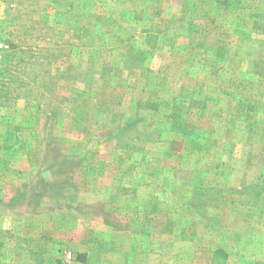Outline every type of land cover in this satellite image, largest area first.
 <instances>
[{"label": "rangeland", "instance_id": "rangeland-1", "mask_svg": "<svg viewBox=\"0 0 264 264\" xmlns=\"http://www.w3.org/2000/svg\"><path fill=\"white\" fill-rule=\"evenodd\" d=\"M0 264H264V0H0Z\"/></svg>", "mask_w": 264, "mask_h": 264}, {"label": "trees", "instance_id": "trees-1", "mask_svg": "<svg viewBox=\"0 0 264 264\" xmlns=\"http://www.w3.org/2000/svg\"><path fill=\"white\" fill-rule=\"evenodd\" d=\"M165 81H166V79L163 80L162 84H164ZM150 104L154 106L155 111L158 113H159L161 108H166V106H167V105H161L160 103H157V102L156 103L146 102V105H150ZM170 108H172L173 110H171L168 114L161 116L162 118H164V120H161L162 118L159 120L158 119L159 117H156L154 120L151 121V123L155 124V125L153 127L151 126L152 128L151 129L148 128V130H147L149 132L148 134H151V133L155 134V135L157 134V136H158L157 139L158 140L162 139V142H166V141L168 142L167 138L166 139H165V137L161 138V134L164 135V133H166V131H170V132L176 131V132H178V134H182V135L190 134L189 128H191V127H190L189 123L184 118H182V116L178 110V107L173 105ZM143 120L145 121L146 119L144 118ZM165 120L170 121V125ZM116 121H119V122L124 121V123H122L121 126H123L125 128H122L120 132H123L125 130H129L131 126H132V128H134L135 123H136V120L134 118H131V117H127L126 119H123L122 117H120V118L116 119ZM162 121H164V123H163V126L160 127L159 122H162ZM134 133L136 135H139L140 133H146V129L141 130V129L136 128ZM130 139H132V137ZM125 144H127V143H125ZM133 146H134L133 143H128L124 147L126 149L127 148L131 149ZM195 191L201 192V189L199 190V187H196L194 189V192ZM194 199H195V201H197V198H194Z\"/></svg>", "mask_w": 264, "mask_h": 264}]
</instances>
